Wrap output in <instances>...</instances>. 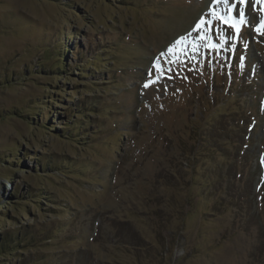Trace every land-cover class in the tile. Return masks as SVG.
Listing matches in <instances>:
<instances>
[{
  "label": "rangeland",
  "instance_id": "1",
  "mask_svg": "<svg viewBox=\"0 0 264 264\" xmlns=\"http://www.w3.org/2000/svg\"><path fill=\"white\" fill-rule=\"evenodd\" d=\"M222 8L0 0V264H264V4L160 57Z\"/></svg>",
  "mask_w": 264,
  "mask_h": 264
},
{
  "label": "snow or ice",
  "instance_id": "2",
  "mask_svg": "<svg viewBox=\"0 0 264 264\" xmlns=\"http://www.w3.org/2000/svg\"><path fill=\"white\" fill-rule=\"evenodd\" d=\"M214 2L217 5L223 6L221 11L218 13L213 10L212 19L201 17L190 33L177 38L173 44L168 47L166 52H162L160 54V57L165 58L164 63H180L183 62L181 59L182 57L184 59H195L196 54L199 53V50L202 47H205V45L202 43L205 40L210 41L207 47H210L211 49H215L218 52L219 50H228L225 48V44L228 42L229 38L224 35L223 30L217 27L215 29V36L219 37V42H211L213 37L208 35V33L211 31V28L206 27V25H213L216 21H220L224 25L234 29V31L238 34L240 27L243 26L247 20L243 10V5L247 3V0H233L231 4L229 3V0H214ZM255 3L264 4V0H255ZM237 4L241 6L239 9L238 18L234 15ZM255 30L258 33L264 35V17L259 20ZM189 50H191V56H189ZM160 57H157L153 64V67L156 68L158 75L155 79L147 80L144 85L145 87H149L151 84L159 82L161 78H164L166 74L171 71L170 67L167 69L164 68ZM241 59H243V57H241ZM149 75L151 76V71L149 72Z\"/></svg>",
  "mask_w": 264,
  "mask_h": 264
},
{
  "label": "trees",
  "instance_id": "3",
  "mask_svg": "<svg viewBox=\"0 0 264 264\" xmlns=\"http://www.w3.org/2000/svg\"><path fill=\"white\" fill-rule=\"evenodd\" d=\"M63 59V61H65V58L63 57V56H61ZM64 63V62H63ZM65 64V63H64ZM60 69H61V72H63L64 71V68L62 67V66H60L59 67ZM40 126H42L41 124H40ZM15 194H19V191H18V189H16L15 190ZM0 250H3V251H5L6 250V247L4 246V244H2V246H0ZM10 251V250H9Z\"/></svg>",
  "mask_w": 264,
  "mask_h": 264
}]
</instances>
